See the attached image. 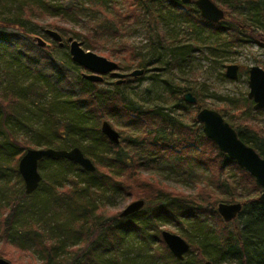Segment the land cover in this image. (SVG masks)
Here are the masks:
<instances>
[{
	"label": "trees",
	"instance_id": "16d2710c",
	"mask_svg": "<svg viewBox=\"0 0 264 264\" xmlns=\"http://www.w3.org/2000/svg\"><path fill=\"white\" fill-rule=\"evenodd\" d=\"M120 1L125 6H116ZM213 1L234 21L210 22L197 7L183 10L180 1L171 0H0L1 241L37 257V264H264L262 187L205 135L195 115L186 123L166 107L172 99L175 107L188 109L183 95L192 87L174 71L184 73L197 49L177 36L170 18H182L199 36L249 35L264 45V0ZM88 12L91 28L85 34L61 25ZM98 13L102 17L93 18ZM44 19L48 27L80 36L89 50L119 39L106 55L120 58V68H144L145 73L122 85L115 81L113 87L104 86L113 73L100 83L84 78V68L70 54L61 63L52 52L58 43L43 48L34 42L31 24ZM141 23L147 41L128 44L124 37ZM64 41L61 48H68V39ZM150 72V87L141 94L127 93L129 82L144 80ZM195 95L198 111L202 100ZM105 121L120 132V144L102 132ZM230 125L264 157L262 133ZM40 147H79L96 170L45 157L39 162L41 184L28 195L18 163L27 149ZM145 171H169L194 186L205 181V186L179 193ZM218 189L229 203H243L228 225L218 213ZM243 194L248 198L239 199ZM121 195L145 205L128 216L114 213L110 204ZM166 222L181 228L191 244L182 261L163 240ZM4 249L0 257L11 261V252Z\"/></svg>",
	"mask_w": 264,
	"mask_h": 264
},
{
	"label": "rangeland",
	"instance_id": "374dc122",
	"mask_svg": "<svg viewBox=\"0 0 264 264\" xmlns=\"http://www.w3.org/2000/svg\"><path fill=\"white\" fill-rule=\"evenodd\" d=\"M217 2V1H216ZM220 6V3L217 2ZM88 6V4H87ZM116 6H125V3L120 1V4ZM191 7H196L193 3L189 5ZM224 11H227L226 8L220 6ZM183 10L185 7L183 6ZM111 11L112 9H107ZM93 18H101L102 14L98 13L97 15H93ZM91 13L83 14L79 17H74L72 19L71 24L62 23L63 27L71 28L74 31L81 32L85 34L90 30L91 24L88 23L90 20ZM234 21L232 15L228 16L225 12V18L223 21ZM173 20V21H170ZM168 24L170 26H175L177 36L185 40L187 42L193 43V45L197 48L196 51L192 53V62L190 66H188L184 73H180L179 70H175L174 73L176 75L182 76L185 80L186 84H189L192 87V90L187 92H192L193 94L197 93L201 97L203 108L214 109L220 113H224L225 119L229 123H234L235 125L241 126V128H245L251 132H257L258 134L264 135V113L256 114L254 109V102L248 98V93L250 91L249 87V68L253 65H259L264 68V45H260L256 43L249 35H242L241 38L245 41H242L241 38L236 39L234 35L230 33H223L221 38H217L216 36L210 35L208 32H205L203 35H197L196 31H193L187 22L183 21L182 18H170ZM47 19L41 20L39 24H31V27L34 28L33 35H40L45 38L49 43L55 42L49 38V36L45 33L46 28L48 27L46 24ZM145 25L137 24L132 28V31L128 36L124 37L128 44L141 45L145 43L146 40V30ZM189 27V29H187ZM60 32L65 39L69 37H73L79 40L83 47L86 49V43L83 39L79 37H75L70 32H64L58 29H55ZM179 32V33H178ZM195 32V33H194ZM198 37H201L200 42L196 41ZM33 39V38H32ZM34 40V39H33ZM205 40V41H203ZM203 41V42H202ZM260 42H263L261 37L259 38ZM36 43V41L34 40ZM84 42V43H83ZM119 39H114L110 41H105L106 48L101 50H91L95 53L105 56L109 58L106 53L108 49H111L113 46H116L119 43ZM57 43V42H56ZM264 43V42H263ZM58 45V44H57ZM217 48V49H215ZM59 59L61 63H64L67 54L69 52L68 48H58L52 51ZM111 60L117 61L119 63L120 58L111 57ZM230 64L239 65V75L236 79H231L226 76V68ZM155 67V65H154ZM83 68V67H82ZM136 67L132 69H124L121 68L122 72H132ZM86 72L85 69H83ZM148 73L146 79L141 80L139 82H129L124 88L127 93L133 94H141L144 89L150 87L151 81L148 79L150 76ZM116 78L109 77L107 81L104 83L105 87H113ZM156 88V87H155ZM155 92L158 91V94H162L163 91L154 89ZM194 94V95H195ZM152 95V94H151ZM156 95V93H154ZM162 96H165L162 94ZM196 96V95H195ZM184 98V95H183ZM250 102H249V101ZM252 102V103H251ZM166 107L169 112L173 113L174 117L177 119H181L184 122H191L192 116L197 115V108L195 104L188 103V109L183 111L179 107L174 106V101L172 99L166 102ZM197 111V112H196ZM222 111V112H221ZM196 113V114H195ZM250 137H253L251 133L247 134ZM145 173L150 174L151 176H155L161 179V183L167 185L172 190L176 192L183 193H195L199 186H205V181H202L194 186V184L186 179L185 177L180 176L179 174L170 173L169 171H145ZM161 174V175H160ZM210 187L215 188L210 185ZM217 189V188H216ZM215 197L219 198L218 205L221 202H228V200L224 197L227 194H222V192L218 189L214 191ZM242 197H238L239 199H247L248 196L243 194L240 195ZM250 196H256V192H253ZM133 201L132 195L127 196H119L114 204H110V208L112 212H122L128 204ZM241 202V201H236ZM232 203V202H231ZM1 205V204H0ZM113 205V206H112ZM219 213V212H218ZM223 219V218H222ZM224 220V219H223ZM213 221V220H212ZM211 221V223H212ZM225 222V221H224ZM234 222V221H233ZM227 225L229 223L225 222ZM233 226V224H231ZM2 226H0V234L2 231ZM163 230H168L170 232L179 234L183 237V231L179 228L174 222H166L161 227ZM184 238V237H183ZM158 244H154V247H157ZM5 248L4 250L11 252V262L15 264H37L39 260L37 257L30 255L29 253L19 252L13 246L6 244L4 240H0V250ZM161 249V246L159 245ZM6 251V252H7ZM6 259V258H5ZM10 261V260H9ZM232 264H236L235 261H231Z\"/></svg>",
	"mask_w": 264,
	"mask_h": 264
},
{
	"label": "water",
	"instance_id": "95a60500",
	"mask_svg": "<svg viewBox=\"0 0 264 264\" xmlns=\"http://www.w3.org/2000/svg\"><path fill=\"white\" fill-rule=\"evenodd\" d=\"M180 1L183 6L192 3L199 9L200 14L210 22H220L225 18V11L213 0H171ZM45 33L49 38L59 44L65 45L63 35L55 29L46 28ZM32 38L40 47L50 46L45 38L40 35H33ZM69 52L73 62L83 67L86 72L83 77L92 82H103L105 76L113 73L117 78L116 83L121 85L125 83L127 73L120 70L117 61L101 56L94 51L85 49L82 43L73 38H68ZM145 73L144 68L133 70L130 75L138 78ZM239 75V65L230 64L226 68V76L236 79ZM249 87L248 98L254 102L255 110H264V68L259 65H253L249 68ZM184 100L189 104H196L197 98L192 92L184 94ZM197 121L203 125L205 135L218 146L221 152L227 154L240 167L251 174L262 187V193L259 200L264 203V157L257 150L246 144L238 135V132L229 122L225 120L222 114L214 109L201 108L196 115ZM102 132L114 144H120L121 135L109 122L102 124ZM45 157L65 158L79 164L84 170L94 172L96 165L92 159L87 157L81 148L73 147L71 149H57L54 147L29 148L25 151L19 160L18 169L24 180L25 192L30 195L35 192L41 184L43 176L39 170V162ZM145 205L142 199L134 200L122 211V215H131ZM243 209L242 202H221L218 205V212L225 222L234 221ZM162 237L169 250L178 260H184L185 255L190 251L191 244L181 235L162 231ZM0 264H15L5 258L0 257ZM204 264H213L206 261Z\"/></svg>",
	"mask_w": 264,
	"mask_h": 264
},
{
	"label": "flooded vegetation",
	"instance_id": "af4514ba",
	"mask_svg": "<svg viewBox=\"0 0 264 264\" xmlns=\"http://www.w3.org/2000/svg\"><path fill=\"white\" fill-rule=\"evenodd\" d=\"M120 70H121V68H120ZM122 71V70H121ZM128 75H127V77H126V81H125V83L127 82V80H130V79H135V78H133L131 75H130V73L131 72H126ZM114 75V74H113ZM114 78H116L115 76H114ZM137 79V78H136ZM116 81H117V78H116ZM125 83H123V84H125ZM122 85V84H121ZM227 223H229V222H227Z\"/></svg>",
	"mask_w": 264,
	"mask_h": 264
},
{
	"label": "bare ground",
	"instance_id": "6f19581e",
	"mask_svg": "<svg viewBox=\"0 0 264 264\" xmlns=\"http://www.w3.org/2000/svg\"><path fill=\"white\" fill-rule=\"evenodd\" d=\"M214 2H216V1H214ZM217 3V2H216ZM19 164V163H18Z\"/></svg>",
	"mask_w": 264,
	"mask_h": 264
}]
</instances>
